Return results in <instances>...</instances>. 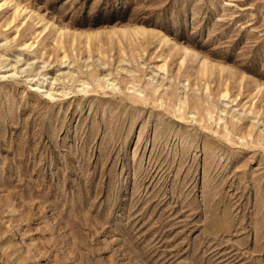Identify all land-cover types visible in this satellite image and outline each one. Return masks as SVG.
<instances>
[{
	"label": "rangeland",
	"instance_id": "rangeland-1",
	"mask_svg": "<svg viewBox=\"0 0 264 264\" xmlns=\"http://www.w3.org/2000/svg\"><path fill=\"white\" fill-rule=\"evenodd\" d=\"M0 264H264V0H0Z\"/></svg>",
	"mask_w": 264,
	"mask_h": 264
},
{
	"label": "bare ground",
	"instance_id": "bare-ground-1",
	"mask_svg": "<svg viewBox=\"0 0 264 264\" xmlns=\"http://www.w3.org/2000/svg\"><path fill=\"white\" fill-rule=\"evenodd\" d=\"M16 74V73H15ZM47 81V77H46V75H43V77L38 81V82H36L33 86L34 87H36L38 90H41L42 88H44V83ZM49 81V80H48ZM115 81V80H114ZM114 81H109V79L107 80V82H108V85L109 86H112L113 88H114V86H115V88H116V85L114 84ZM50 85H51V87H50V89H47L46 90V94L48 95V96H52L53 94H52V90H53V83H50ZM135 88V87H134Z\"/></svg>",
	"mask_w": 264,
	"mask_h": 264
}]
</instances>
